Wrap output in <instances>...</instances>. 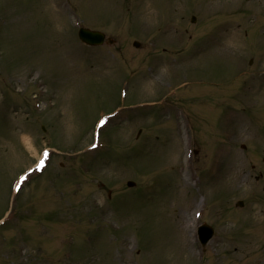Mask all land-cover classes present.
<instances>
[{
    "label": "rangeland",
    "instance_id": "1",
    "mask_svg": "<svg viewBox=\"0 0 264 264\" xmlns=\"http://www.w3.org/2000/svg\"><path fill=\"white\" fill-rule=\"evenodd\" d=\"M263 158L264 0H0V264H264Z\"/></svg>",
    "mask_w": 264,
    "mask_h": 264
},
{
    "label": "water",
    "instance_id": "2",
    "mask_svg": "<svg viewBox=\"0 0 264 264\" xmlns=\"http://www.w3.org/2000/svg\"><path fill=\"white\" fill-rule=\"evenodd\" d=\"M80 37L85 40L86 42H99L101 41L102 37L98 32L89 31L88 29L81 28L79 31ZM128 185H132V182H128Z\"/></svg>",
    "mask_w": 264,
    "mask_h": 264
},
{
    "label": "bare ground",
    "instance_id": "3",
    "mask_svg": "<svg viewBox=\"0 0 264 264\" xmlns=\"http://www.w3.org/2000/svg\"><path fill=\"white\" fill-rule=\"evenodd\" d=\"M185 176H186L187 181H188L189 178L192 177L191 174H190L189 172H185ZM187 181H186V182H187Z\"/></svg>",
    "mask_w": 264,
    "mask_h": 264
},
{
    "label": "snow or ice",
    "instance_id": "4",
    "mask_svg": "<svg viewBox=\"0 0 264 264\" xmlns=\"http://www.w3.org/2000/svg\"><path fill=\"white\" fill-rule=\"evenodd\" d=\"M41 163H43V161H41Z\"/></svg>",
    "mask_w": 264,
    "mask_h": 264
}]
</instances>
